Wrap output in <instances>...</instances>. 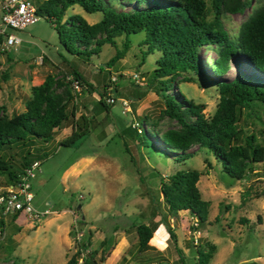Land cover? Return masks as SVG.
Here are the masks:
<instances>
[{"label":"rangeland","instance_id":"1","mask_svg":"<svg viewBox=\"0 0 264 264\" xmlns=\"http://www.w3.org/2000/svg\"><path fill=\"white\" fill-rule=\"evenodd\" d=\"M28 1L35 6L41 0ZM204 2L205 18L210 20L211 0ZM246 2L241 13H225L221 17L231 37L252 8L264 0ZM70 14H79L88 23L101 17L100 12L86 13L78 5L68 7L63 17ZM9 31L20 42L3 49L0 46V73L7 74L0 83V104L5 116L23 111L31 86L41 83L48 74L59 78L68 67L76 68L96 90L106 83L110 86L106 95L115 101L109 106L107 118L91 134L70 146L57 143L69 133V125L54 131V139L44 146L47 154L36 161L38 166L30 179L32 207L47 212L38 220L23 216L6 220L0 230V264H63L87 240L81 254L92 253L96 264H118L121 258L122 264H197L193 244L206 247L210 243L216 251L207 264H264V157L251 164L245 177L236 180L222 172L219 162L204 148L192 146V155L179 162L158 150L159 135L176 124L161 114L159 85L149 79L159 51L142 55V31L127 34L129 47L110 67L104 63L120 48L124 35L115 38V46L102 44L96 54L84 60L65 51L52 24L43 17L21 31ZM200 54L204 64L216 58L213 45L202 46ZM205 72L207 80L193 76L191 81H182L178 77L174 88L187 99L202 104V113L209 117L217 103V91L208 80L221 78L208 66ZM233 73L234 67L230 66L222 79ZM132 74L137 76L135 81ZM67 86L75 92L71 83ZM134 94L139 98L135 100ZM121 100L128 102V109L124 110ZM143 115L146 118L140 125L149 133L155 132L147 134L153 146L143 147L133 136L119 134ZM245 128L264 148V105L245 119ZM176 169L200 171L196 185L208 201V213L206 221L197 225V231L190 228L194 222L188 212L167 216L174 235L170 239L160 221V215L166 212L159 193V177L165 178ZM4 180L5 176L0 175V186ZM141 222L157 223L148 240L149 248L144 251L137 249L134 230Z\"/></svg>","mask_w":264,"mask_h":264},{"label":"trees","instance_id":"2","mask_svg":"<svg viewBox=\"0 0 264 264\" xmlns=\"http://www.w3.org/2000/svg\"><path fill=\"white\" fill-rule=\"evenodd\" d=\"M72 5H78L86 13L100 12L101 17L93 23L79 14L64 18V12ZM246 6V0H211L210 20L205 18L204 0H41L34 7L38 17L52 24L65 51L84 60L96 54L102 44L115 46V38L124 35L120 48L104 63L106 67L123 57L129 47L127 34L142 31L141 44L145 46L142 55L159 51L149 79L159 85L161 114L176 124L159 135L158 150L173 162H179L192 155L189 151L192 146L204 148L219 162L222 172L239 180L251 170V164L264 157L263 146L245 128V119L264 105V3L252 8L233 37L224 29L221 17L225 13H241ZM1 40L0 36V43ZM206 45H213L216 58L204 64L200 48ZM207 66L221 78L208 80L217 91V103L209 117L202 113V104L187 99L174 88L178 77L182 81H191L193 76L207 80ZM230 66L234 67L233 75L222 79ZM68 68L59 78L48 74L41 83L31 86L23 111L7 117L0 104V175L5 176L2 185L14 183L28 165L46 156L44 146L54 139L55 130L70 126L69 133L57 142L70 146L91 134L107 118L111 104L104 99L110 86L103 83L96 90L76 68ZM6 79L7 74L2 71L0 83ZM73 81L78 91L69 90L67 83ZM58 87L61 90L57 91ZM113 90L117 91V87L113 86ZM138 98L134 94V99ZM145 118V115L137 118L136 126L127 125L119 134L133 136L143 147L153 146L147 136L155 132L149 133L140 125ZM125 151L128 152L127 147ZM199 175L196 169H176L165 178L159 177V193L166 212L160 215V221L170 239L174 235L167 216L188 212L194 231L206 221L208 201L202 198L196 185ZM16 216L0 218V230L7 219L14 221ZM156 225L141 222L134 226L138 251L149 248L148 240ZM84 237L87 239V233ZM79 245L63 264H96L92 253L81 254L88 240ZM193 247L198 254L197 264H207L216 251L211 243ZM175 251L179 253L177 247ZM123 261L121 258L118 264Z\"/></svg>","mask_w":264,"mask_h":264},{"label":"built area","instance_id":"3","mask_svg":"<svg viewBox=\"0 0 264 264\" xmlns=\"http://www.w3.org/2000/svg\"><path fill=\"white\" fill-rule=\"evenodd\" d=\"M38 16L35 7L28 0H0V36L2 37L0 46L6 48L20 42V38L9 30L21 31L28 24L33 23ZM135 81L136 74L131 75ZM70 79V77H66ZM78 91L76 82L71 83ZM106 103H114L113 97H106ZM124 110L128 109L129 104L126 100H121ZM136 126V123L132 124ZM36 161L28 165L22 176L14 183L0 186V218L5 219L12 214H17L16 218L23 216L31 220H38L47 210L37 211L31 205L33 193L31 191L30 179L34 176L37 169Z\"/></svg>","mask_w":264,"mask_h":264}]
</instances>
